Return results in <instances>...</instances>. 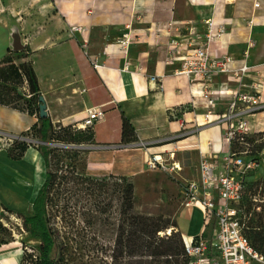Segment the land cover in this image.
<instances>
[{
	"label": "crops",
	"instance_id": "obj_1",
	"mask_svg": "<svg viewBox=\"0 0 264 264\" xmlns=\"http://www.w3.org/2000/svg\"><path fill=\"white\" fill-rule=\"evenodd\" d=\"M208 19L223 24L226 30L222 40L212 45V52L230 55L238 66L252 41L255 46L249 52L248 65L259 68L264 64V50H258L264 42V0H0V60L8 50L13 51L16 42L22 50H29L53 125H80L86 110L103 111L104 119L94 124L93 144L84 154L83 170L94 178H131L145 171L146 154L167 152L177 157L178 151L186 149L187 157L194 151L200 158L201 153L222 156L227 150L215 126L179 141H167L178 130L168 111L192 100L189 80L175 75L181 66L178 57L165 63L168 44L189 27L201 31V22ZM124 37L126 52L121 44ZM94 58L100 64L97 68L92 66ZM150 76L156 79L149 81ZM222 81L216 78L214 84ZM254 82L253 76L246 79L244 89ZM234 87L229 83V89ZM261 94L264 101V88ZM226 104L227 98L220 101L219 111ZM196 113L200 117V107ZM122 115L134 128V143H148L147 148L121 143ZM189 117L185 116L187 121ZM261 122L264 111L254 116V133L264 132ZM36 123L35 116L0 106V133L20 135ZM5 154L0 153V172L10 184L0 181V193L7 192L18 204L30 202L45 178L41 154L32 148L19 160ZM12 199L0 195V207L15 210L5 202ZM184 223L189 225L184 235L176 227L184 240L203 230L200 222ZM20 258L16 249H0V264H18Z\"/></svg>",
	"mask_w": 264,
	"mask_h": 264
},
{
	"label": "rangeland",
	"instance_id": "obj_2",
	"mask_svg": "<svg viewBox=\"0 0 264 264\" xmlns=\"http://www.w3.org/2000/svg\"><path fill=\"white\" fill-rule=\"evenodd\" d=\"M258 47L264 50V42ZM15 62L18 65L24 61ZM253 121L254 117L249 118L250 126ZM262 125L264 122L260 127ZM37 127L20 135L0 133V153L8 156L16 142L37 151L40 146L62 151L48 159L50 170L56 172L57 178L48 207L51 224L57 232L56 249L52 253L56 264H184L176 227L184 235L189 228L184 221L202 224L201 214L196 209L183 208L186 181L195 180L197 176V152L187 157L186 149L178 151L177 157L170 161L179 163L181 171L177 174L167 166L158 171L145 168L139 175L121 181L113 177L94 178L83 170L84 154L91 145L42 144ZM262 136L264 132L253 135L252 144L231 151L257 152L260 144H264ZM162 155L167 160L170 153ZM0 173V181L9 185L3 171ZM258 178L262 184L247 195L251 206L245 210L254 218L252 225L257 226L254 230L260 236L256 245L264 253V171L256 173L254 179ZM5 189L7 187L2 190ZM0 195L12 199L5 191ZM31 201L18 204L16 199L5 200L14 205L15 210L0 207V249L18 250L21 255L18 264H35L37 257L34 249L37 242L22 230L20 217L30 213ZM178 212L179 220L175 223ZM165 236L167 239H161Z\"/></svg>",
	"mask_w": 264,
	"mask_h": 264
},
{
	"label": "built area",
	"instance_id": "obj_3",
	"mask_svg": "<svg viewBox=\"0 0 264 264\" xmlns=\"http://www.w3.org/2000/svg\"><path fill=\"white\" fill-rule=\"evenodd\" d=\"M200 28L201 31H196L189 27L183 36L170 40L167 47L165 63L168 65L178 57L181 66L175 75L189 80L192 96L186 106L168 111V118L178 124V130L167 141L185 139L201 128L215 126L219 128L227 150L222 156L201 153L197 178L186 181L183 207L201 211L203 230L191 240L182 238L183 256L188 259V264H264V255L258 253L245 236L250 214L245 206H241L247 184L258 181L260 178L254 179L256 173L264 171V150L231 151L234 144L239 147L248 145L250 137L262 133H254L248 121L264 110L261 94L264 64L259 68L248 65L249 52L255 46L249 41L241 63L235 66L230 55L211 51L212 45L225 35L224 25L208 19L201 22ZM121 44L126 52L125 37ZM92 66H100L98 58L92 60ZM251 76L256 82L245 90V80ZM216 78L223 81L215 85ZM148 79L154 81L156 78L150 76ZM229 83L234 84V89H229ZM225 98L226 107L219 111V102ZM197 107L201 109L200 117L196 113ZM186 115H190L189 121ZM103 119V111L88 109L77 127L82 130L91 128ZM128 145L147 148L150 144ZM173 157L174 153H170L167 160L161 154H146L145 167L148 171H158L170 166V170L177 174L181 168L179 163L170 162Z\"/></svg>",
	"mask_w": 264,
	"mask_h": 264
},
{
	"label": "trees",
	"instance_id": "obj_4",
	"mask_svg": "<svg viewBox=\"0 0 264 264\" xmlns=\"http://www.w3.org/2000/svg\"><path fill=\"white\" fill-rule=\"evenodd\" d=\"M24 62L16 64V60ZM40 90L37 82L35 72L29 60V50L23 49L21 51L8 50L5 56L0 60V106L26 113L37 118V123L30 129L37 127V134L41 143H64L74 145H92L93 144V127L84 130L78 129L77 124H70L63 126L61 124L53 125L49 117L44 119L39 118V97ZM180 115V114H179ZM136 141L135 131L131 123L122 115L121 116V143L130 144ZM248 144L253 141L248 139ZM13 150L9 151L8 157L12 160H19L24 152L28 149L25 143H14ZM233 148H240L238 144H234ZM40 152L45 169V178L41 186L36 191L33 201L30 206V213L21 217L22 230L27 234L31 240H35L37 244L34 246L37 257L35 264H56L52 258V253L56 249V229L51 224V217L48 213L49 204L52 196L51 191L55 186L56 172H52L49 166V157L62 151L52 150L45 146L37 148ZM259 151L264 149V144H260ZM16 151V152H15ZM54 157V156H53ZM117 180H126L125 177H113ZM250 182L247 184L245 195L242 199L241 206H251L248 196L253 188L259 187L262 182ZM249 214V213H248ZM254 218L250 216L246 223L245 236L250 245L260 254L261 248L256 244L259 243V235L253 226ZM179 237L182 242L180 233ZM168 236L161 239H167ZM262 243H260L261 245ZM172 249V248H170ZM176 250V247H173ZM169 250V249H168ZM179 250V249H178ZM182 256H183V242H182ZM184 257V264H188V259Z\"/></svg>",
	"mask_w": 264,
	"mask_h": 264
},
{
	"label": "water",
	"instance_id": "obj_5",
	"mask_svg": "<svg viewBox=\"0 0 264 264\" xmlns=\"http://www.w3.org/2000/svg\"><path fill=\"white\" fill-rule=\"evenodd\" d=\"M21 50H22V48L16 42V44H15V46L13 48V51L17 52V51H21ZM39 103H40V105H39V118L40 119H44V118L47 117V112H46V106L44 104V100H43V98L41 96L39 97ZM42 144H44V143H42Z\"/></svg>",
	"mask_w": 264,
	"mask_h": 264
},
{
	"label": "bare ground",
	"instance_id": "obj_6",
	"mask_svg": "<svg viewBox=\"0 0 264 264\" xmlns=\"http://www.w3.org/2000/svg\"><path fill=\"white\" fill-rule=\"evenodd\" d=\"M169 233H170V232H167V235H170Z\"/></svg>",
	"mask_w": 264,
	"mask_h": 264
}]
</instances>
